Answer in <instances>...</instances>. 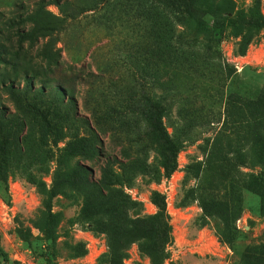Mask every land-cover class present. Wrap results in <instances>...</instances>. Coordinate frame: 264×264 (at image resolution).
I'll list each match as a JSON object with an SVG mask.
<instances>
[{"label":"rangeland","instance_id":"374dc122","mask_svg":"<svg viewBox=\"0 0 264 264\" xmlns=\"http://www.w3.org/2000/svg\"><path fill=\"white\" fill-rule=\"evenodd\" d=\"M39 1L0 0L1 46L13 52L18 20ZM42 1L46 10L63 18L61 30L52 37L60 53L57 63L48 62L38 53L48 38L28 47L22 58L3 54L0 60V117L9 132L3 135L6 130L0 131V151L4 146L8 150L7 163L0 172V264H154L140 249L139 240L129 243L115 257L108 235L94 226L98 220L111 217V206L85 215L87 189L83 185L65 186L52 198L53 238L47 239L40 230L46 215L43 202L58 164L64 172L84 167V177L90 181L99 178L104 157L88 159L70 153L66 146L73 132L88 133L94 113L101 109L99 95L140 92L132 82V73L140 67L130 59L145 46L144 22L134 21L132 12L127 14V0H94L92 10L85 12L66 7L62 11L54 0ZM68 1L74 5L85 2ZM201 2L208 7L229 4L238 12L221 30L220 62L235 69L233 84L244 97L264 95V0ZM143 3L145 0L130 2ZM156 17L162 19L159 14ZM167 23L173 25L175 34L190 28L173 18ZM202 38L200 34L199 52ZM27 72L33 76L32 86L42 85L47 93L23 97L17 109L6 86L11 84L23 91ZM210 76L205 92L200 93L201 101L196 98L193 103L198 107L215 104L218 114L212 117L213 122L190 126L180 116L181 106L174 103L162 120L178 148L175 169L165 174L159 151L147 150L150 171L131 174L110 203L120 204L129 218L148 217L156 212L152 194L164 195L173 241L167 247L168 258L160 264H259L257 259L244 258V254L250 248L257 253L256 247L264 244V129L261 140L257 141L253 133L255 140L243 141L239 147V134L223 128L221 117L218 121L223 104L216 89L223 81L216 88L220 76L211 72ZM57 84L67 88L62 98L68 101L71 97L72 103L60 105L61 113L53 116L60 124V133L46 134L40 113L53 105L51 94ZM153 94L162 95L160 89H154ZM99 136L104 154L120 158V146L110 132ZM213 145L219 155L210 164L207 156ZM223 175L227 179L216 195L214 184ZM211 197L227 202V223L202 209L201 204ZM120 231L122 236L126 234Z\"/></svg>","mask_w":264,"mask_h":264},{"label":"trees","instance_id":"16d2710c","mask_svg":"<svg viewBox=\"0 0 264 264\" xmlns=\"http://www.w3.org/2000/svg\"><path fill=\"white\" fill-rule=\"evenodd\" d=\"M93 1L85 0L82 4L76 5L68 0L62 2L54 0V3L62 11L66 7L85 12L92 10ZM131 1L133 0L124 1L127 2V14L132 12L134 21L144 22L145 46L130 59L134 65L140 67L132 73V82L140 87V92L99 95L101 109L94 113L92 126H87L88 133L73 132L72 139L66 147L70 153L82 154L88 159L104 157L100 176L96 181H90L84 177L87 173L84 167L64 172L58 164L52 176L47 198L43 202L46 215L40 230L47 239L53 238L52 220L55 214L51 213L52 198L65 186L83 185L87 189L84 201L85 215H93L100 209L111 206V217L103 221L98 220L94 226L108 235L109 247L112 253H116L115 257L129 243L139 240L140 249L154 264H160L168 258L167 247L173 241L164 195L154 192L152 203L156 207V212L140 218H129L120 204L110 205L114 199L113 195L120 193L119 186L128 181L131 174L150 171L146 160L147 150L156 148L159 151L165 174L169 175L175 169L178 148L162 120L174 103L181 106L180 116L190 126L213 122L212 117L218 114L215 104L198 107L193 103L196 98L201 101L200 93L202 90L205 92V81L211 80L210 72L220 76L215 83L216 88L220 87L218 83L223 81L221 87L216 89L217 96L221 95L223 104L218 121L221 117L223 128H227L230 133L239 134V147L243 141L253 142L255 140L251 136L253 133H256L257 141L262 139L264 95L254 99L244 97L233 84L235 69L230 68L225 62H220L221 30L230 23L233 16L239 15L233 11L231 5L218 4L208 7L201 0H145L143 4L131 5ZM157 14L162 18L160 21L156 17ZM171 18L188 25L189 30L175 34L173 25L167 23ZM62 22V16L46 10L44 2L39 1L31 12L18 20L13 52L0 45V60L3 59V54L11 55L15 59L22 58L28 47L40 39L48 38L40 46L38 53L43 59L56 64L60 53L58 48H54L52 37L61 30ZM26 23L29 24L28 27L24 25ZM200 34L203 36L202 52L197 48ZM24 44L27 45L26 48ZM23 78L25 81L23 91L11 84L6 86L17 109H20L23 97H41L47 93L42 85L32 86L33 76H29L28 72ZM54 88L50 102L53 105L40 113L45 122L46 134L60 133V124L53 120V116L61 113L60 105L68 106L72 103L71 97H68V101L62 98V92L66 88L63 84H57ZM154 89H160L162 95L153 94ZM4 120L0 117V131L3 133L5 129L6 134L3 135H7L9 132L4 127ZM100 131L110 132L113 140L120 146V158L114 155L107 157L104 154L100 146L102 144ZM234 143L237 150L238 144L236 141ZM218 155L216 146L213 145L207 161L210 164L215 163ZM7 157L8 150L4 146L0 151V172L7 163ZM219 179L214 184L216 195L219 194L217 190L221 189L227 176L223 175ZM210 199L201 204L204 212L216 215L227 223L229 214L227 202H220L212 197ZM121 229L126 231L123 236L120 234ZM21 236L26 238L23 232ZM256 248L257 253L254 251L255 248H250L244 254V258L257 259L261 264L264 262V244Z\"/></svg>","mask_w":264,"mask_h":264}]
</instances>
